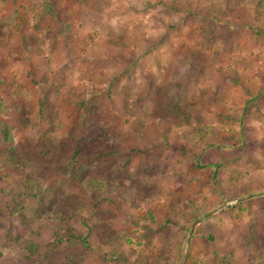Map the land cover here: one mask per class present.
Returning a JSON list of instances; mask_svg holds the SVG:
<instances>
[{
    "label": "rangeland",
    "instance_id": "rangeland-1",
    "mask_svg": "<svg viewBox=\"0 0 264 264\" xmlns=\"http://www.w3.org/2000/svg\"><path fill=\"white\" fill-rule=\"evenodd\" d=\"M50 3L54 17L44 0H0V264H21L20 242L38 229L36 200L22 195L36 180L44 199L60 189L83 202L81 232L117 234L110 246L118 257L105 264H163L167 242L156 237L152 218H171L178 232L193 214L200 217L184 249L192 259L182 264H227L222 253L248 254L252 234L264 255V0H245L228 19H219L216 3L194 1ZM159 88L185 99L191 122L173 128L151 117ZM44 96L49 109L41 118ZM93 107L94 129L114 136L125 155L95 160L81 179H63L58 170L69 153L48 140L69 146L68 134L82 135ZM4 125L12 127L11 161ZM224 136L238 137L241 147ZM106 143L94 135L80 164L91 166L92 152ZM91 174L115 191L99 203L104 216L91 209L98 192ZM94 244L88 264H104L110 246ZM170 247L174 260L178 244ZM79 251L76 244L62 249L70 257ZM247 256L230 262L250 264Z\"/></svg>",
    "mask_w": 264,
    "mask_h": 264
},
{
    "label": "trees",
    "instance_id": "trees-1",
    "mask_svg": "<svg viewBox=\"0 0 264 264\" xmlns=\"http://www.w3.org/2000/svg\"><path fill=\"white\" fill-rule=\"evenodd\" d=\"M159 1L160 3L164 2V0ZM186 1L190 3H192L193 1L197 2L196 4L198 5H201V3H205L207 5V8H209L210 5L216 3L220 11L219 19H228L240 9L245 0H169V2H173L176 5H178V3L180 4V2L186 3ZM44 3V11L54 17V9L50 3V0H44ZM165 4L168 6L170 5V3L168 2H165ZM185 14L187 15L186 12ZM201 17L205 18V16ZM37 30L39 29L37 28ZM53 38H56V35H53ZM43 81L45 83L46 79H43ZM53 89L57 90V88ZM48 109V97L44 96L39 100V116L41 118H46ZM94 110L95 108L93 107L89 109V111H87L88 117L82 123V135L79 136L75 131H71L68 134L67 137L70 140L69 146H66V144L55 145V140H48V144L52 145L51 147H54L61 152H63V150H67L69 153V161H67L65 165H60V168L58 170L60 173H62L64 177L63 179H81L82 175H84L87 171L95 168V160H105L106 158L111 156L125 155V152L118 149V144L115 142L114 136L104 132L101 126H99L96 132V130L94 129V126H96V122L94 123V120H92L93 114L91 113V111ZM151 117L153 119H158L161 122L167 123L173 128H179L183 123L191 122L193 118L192 114L187 108L185 99L182 97L180 98L179 95L175 99L173 95L164 88H159L154 94V100L151 108ZM195 121L201 125L205 122L202 116H197ZM205 129L207 128L205 127ZM11 131V126L4 125L1 133V141L5 146L6 154L8 153V160L10 159V161L12 160L10 156L11 151L14 150L12 146ZM197 133L202 136V139L206 144L209 142L208 136L205 135L202 130H198ZM96 134L98 138L106 140L107 143L104 145L103 149L94 150L95 148H93L94 151L92 152V157L94 159L92 160V164L91 166L84 167L80 164V159L83 156L84 148H86L87 146L90 147L88 141L94 135L96 136ZM224 139H227L232 143H234L235 140V143L240 144L241 147L242 140H240L238 137L235 138L224 136ZM207 145L210 146L211 144ZM130 150L134 152L139 151L138 148H132ZM44 152L45 154H47V150H44ZM128 163L129 160L125 159L124 165L127 166ZM91 178V188H96V190L98 191L96 193V203L91 209L92 212L97 216H102L103 214L105 215V210L99 205V203L101 204L103 202L105 203L112 200V197L115 195V191L113 185L110 182H107L104 179L99 180V178L95 174H91ZM39 184L40 183L38 182V180H36L34 181V186L32 188L31 186L27 185L26 189L22 192L23 196L33 197L36 200L37 206L35 215H37L36 220L38 229L33 232L34 236L36 235V238H34L33 236L30 239H24L20 242L19 249L23 253L20 262L21 264H88V252L96 249L97 247L94 244V240L98 241V244L102 246H110V241L117 240V234L112 232L111 229L110 232H107V230H103V233L101 234L95 233L90 228L86 232H81V227L79 226L80 222H78L77 220L78 218H80L81 221L85 223L84 215L82 214V210L85 206L83 202L73 196L64 193L60 189L55 191L51 199H44L40 194V188L38 186ZM91 188L89 187V189ZM81 189L86 192L90 191L85 187H82ZM18 197H20V195H18ZM199 217L200 216L193 214L190 226L177 224L179 225L178 232L171 230V227H169V225L173 222L171 218H164L163 221H158L154 217L152 218V220L156 222L157 228L159 229L154 231L156 237L163 236V240L167 242V245L163 246L164 250H162V255L158 256L161 257L164 261L163 264H182L185 260V257L187 259H192L191 254L186 255L184 249L186 247L187 241L190 240V237L188 240L187 236L192 230L191 225L196 223L199 220ZM104 227H107V224H104ZM43 230L48 231V238L44 241L40 239V237L42 236L41 232ZM253 235L254 234L250 236L251 241L247 245V250H249L248 254L245 250L241 253H228V251L227 253L223 252V262L232 264L230 262V259L234 262L240 259L241 256L248 255L247 258L249 259L250 264H263L264 255L260 251L261 246H259V244L256 242L257 240ZM152 237V235L149 236V238ZM208 237L209 241L213 242V237ZM174 241L178 244V251L174 260H172L170 243ZM70 244L82 246L84 251L77 252L74 257L64 255L62 249ZM103 256L104 264L107 262H112L118 257L117 253L111 246L109 253L104 254Z\"/></svg>",
    "mask_w": 264,
    "mask_h": 264
}]
</instances>
